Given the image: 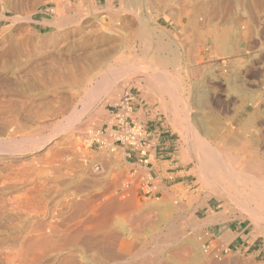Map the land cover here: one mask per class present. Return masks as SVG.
I'll list each match as a JSON object with an SVG mask.
<instances>
[{
    "label": "rangeland",
    "instance_id": "rangeland-1",
    "mask_svg": "<svg viewBox=\"0 0 264 264\" xmlns=\"http://www.w3.org/2000/svg\"><path fill=\"white\" fill-rule=\"evenodd\" d=\"M263 55L264 0H0V264H264V211L200 169L193 143L246 119L236 90L260 109L240 138L264 137ZM124 89L184 169L158 199L118 198L92 167Z\"/></svg>",
    "mask_w": 264,
    "mask_h": 264
},
{
    "label": "bare ground",
    "instance_id": "bare-ground-1",
    "mask_svg": "<svg viewBox=\"0 0 264 264\" xmlns=\"http://www.w3.org/2000/svg\"><path fill=\"white\" fill-rule=\"evenodd\" d=\"M261 25H263V24H261ZM223 37L225 39V34ZM224 39H223V41H224ZM226 45L228 47V44H226ZM209 46H210V44H209ZM220 46H221V44H220ZM222 46H223V44H222ZM216 47H217V45H216ZM210 48H212V47H210ZM220 49H219V51H220ZM228 49L230 52H232L230 48H228ZM229 51H228V53H230ZM220 52H222V51H220ZM218 53L219 52H217L216 54H218ZM225 53L227 54V52H225ZM254 74H260L261 76H264V72H262V73L257 72ZM261 79L259 80V82L261 81ZM263 82H264V80H263ZM263 82H261V84H263ZM235 93H236V95L238 94V97L241 98L239 100L242 101V105H241V108L239 111L243 110V108L246 106V104H250L252 106V110L247 114L246 119L243 122H241V124L238 128H234V126L231 124L232 120H233V118H232L230 125H229V122L226 123V126H225L226 132L225 133L215 134L213 132V135H215V137L218 139V141H215L213 143L215 145L214 147H211L210 143L204 142L201 139L200 140L198 138L194 139L193 143L196 144V142H198V144H196V145L200 146V147H198V149L196 148V150H197L196 151L197 157H195L196 163L200 164V165H198L199 168L202 167V169H206L207 170L206 174L209 175L213 180L220 181V183L224 184V187L227 190L233 192V194H232L229 191H227V193H230V194H228L230 197L235 196L234 198H236V199L242 197L241 198L242 201H246V202L249 201L250 203L252 202L255 205V207L253 206V208L258 207L257 210L260 209V210L264 211V151H263V149L261 150V148L264 146V137L259 134L260 135V136L258 135L259 137L256 135L258 137L257 138L255 136H253V132L248 131V132L252 133V135L248 134V136L244 135V136H242V138H240L243 130H245L247 127H250L258 118V116L260 114L259 104L257 102V99H253L252 98L253 95L251 96L249 93H248L247 98L244 97V94H246L244 92L240 93V91L236 90ZM174 94H175V92H174ZM255 95H257V94H255ZM253 97H256V96H253ZM220 98H221V96H220ZM200 99H202V98H200ZM258 99H259V97H258ZM216 101H218V97L216 98ZM225 101H226L225 103H224V101L222 102V100L219 101V104H220V106H222V109H224L223 107L227 108V105L230 103V99L228 101L227 100H225ZM203 103H204V101H203ZM186 110L188 111V108ZM239 111L235 112V116H236V113H238ZM235 116H234V118H235ZM216 131H218V130H216ZM254 135H255V133H254ZM192 137H193V135H192ZM194 144H192L193 147H194ZM206 170H204V171H206ZM219 194L221 195V193H219ZM228 195H227V197H229ZM225 196H222V199L226 200L227 198ZM217 197H218V195H217ZM245 203H244V205H245ZM259 212H261V211H259ZM259 218L261 219V217H259ZM254 220H257V219L255 218ZM134 226H135V224H134ZM259 226L261 227V229H264V226H262L260 224H257L256 227L259 228ZM198 240H200V238ZM204 249H205V245L202 246L201 250H204ZM183 250H185V249H183ZM172 254H174V256H178V254H180L182 256L183 253H181L180 251L179 252L177 251V252L172 253ZM143 263H145V262H143ZM162 264H163V262H162Z\"/></svg>",
    "mask_w": 264,
    "mask_h": 264
},
{
    "label": "built area",
    "instance_id": "built-area-1",
    "mask_svg": "<svg viewBox=\"0 0 264 264\" xmlns=\"http://www.w3.org/2000/svg\"><path fill=\"white\" fill-rule=\"evenodd\" d=\"M134 96L124 89L118 102L113 104L109 122L101 127L92 143L97 154H105L104 162H95L93 169L103 174L109 166L112 179H120L121 185L113 195L124 198L134 187L142 198L158 199L162 186L151 171L152 162L160 155V145L148 122L137 119L134 113Z\"/></svg>",
    "mask_w": 264,
    "mask_h": 264
},
{
    "label": "crops",
    "instance_id": "crops-1",
    "mask_svg": "<svg viewBox=\"0 0 264 264\" xmlns=\"http://www.w3.org/2000/svg\"><path fill=\"white\" fill-rule=\"evenodd\" d=\"M36 20L35 22L41 23L45 19ZM134 113L138 120L142 122H148L153 134L157 137L161 151L160 155L152 162L151 171L153 175L158 179L159 184L164 188H170L171 186L184 184L186 179L184 178L182 164L180 160L175 159L174 153L175 147L173 146L174 140L170 138L171 133L168 134L167 127L162 123L153 122L147 116L148 108L144 107V102L136 99L134 101ZM166 127V128H165ZM245 227H241L239 224L228 225V241L230 244L234 243L235 246L243 247L244 250H253L254 244L253 239L244 240L243 231ZM246 244V245H245Z\"/></svg>",
    "mask_w": 264,
    "mask_h": 264
}]
</instances>
